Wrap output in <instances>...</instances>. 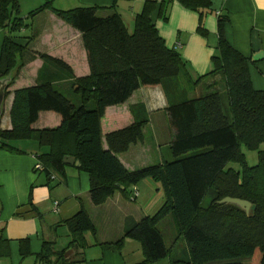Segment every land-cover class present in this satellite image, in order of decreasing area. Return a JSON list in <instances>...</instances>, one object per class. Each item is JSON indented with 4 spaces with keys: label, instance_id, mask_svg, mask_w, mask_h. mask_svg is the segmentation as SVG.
I'll return each mask as SVG.
<instances>
[{
    "label": "trees",
    "instance_id": "obj_1",
    "mask_svg": "<svg viewBox=\"0 0 264 264\" xmlns=\"http://www.w3.org/2000/svg\"><path fill=\"white\" fill-rule=\"evenodd\" d=\"M177 1L201 15L209 12L214 2ZM154 7V2H145L132 30L118 12L101 14L99 10L104 7L99 6L64 10L45 0L30 11L28 17L49 10L82 34L90 72L74 77L61 59L39 54L41 72L50 78L14 91L11 129H0V147L18 139H32L41 147H49L40 155L47 173H63L67 166L63 157L74 156L80 162L79 169L89 174V197L95 206L105 203L116 191L129 198L138 190L127 189L144 179L158 182L163 192L161 206L153 214L130 222L115 242L121 247L125 239L138 241L143 260L137 264L165 257L171 264H264V91L252 87L249 59L228 42L225 15L217 17L218 53L212 57L213 69L193 78L178 51L168 47L158 33L151 18ZM25 26L19 0H0V27L6 30L0 78L10 75L8 87L32 56L27 47L13 41L12 34ZM208 76H219V83L195 93ZM68 77L76 101L53 85L55 80ZM145 86H161L165 94L172 129L168 146L171 157L129 170L118 155L143 141L149 122L144 104L130 106L131 120L126 124L104 132L102 121L107 107L125 103ZM43 111L59 114L60 124L33 129ZM244 149L256 152L254 165L247 163ZM230 164H237L239 169ZM225 197L255 204L254 214L220 203ZM167 216L172 217L177 232L173 245L178 238L185 242L183 255H172L173 245L166 246L158 228ZM64 224L75 254L86 247L85 234L96 231L83 207ZM49 250L50 246L40 257L48 259ZM66 250L53 252L56 264L72 261V257H64Z\"/></svg>",
    "mask_w": 264,
    "mask_h": 264
},
{
    "label": "crops",
    "instance_id": "obj_2",
    "mask_svg": "<svg viewBox=\"0 0 264 264\" xmlns=\"http://www.w3.org/2000/svg\"><path fill=\"white\" fill-rule=\"evenodd\" d=\"M51 1L56 8L64 10L79 6H99L104 7L99 10L101 14L116 11L129 30L133 29L135 17L143 9L145 2H154L151 18L158 33L168 47L178 51L193 78L203 76L213 69L212 57L218 53L217 17L225 15L228 42L249 59L252 87L264 91V0H214L211 10L202 15L185 8L177 0ZM21 4L22 2L20 15L25 17L27 13H23ZM25 23V27L12 34L15 36L13 41L27 47L32 56L19 70L13 84L6 89L8 94L2 105L1 130L11 129L10 109L14 91L50 78L48 73L41 72L43 60L39 54L61 59L70 66L74 77H84L90 72L79 31L49 10L28 17ZM5 34L6 30L0 27V54ZM55 70L52 67L51 72L55 73ZM70 79L55 80L53 85L74 99L70 91ZM219 81V76L205 77L195 90L203 92L209 84ZM137 103L144 104L149 122L144 128L143 141L118 155L129 170L145 166L152 160L160 162L169 157L162 155L160 144L165 143L168 148L172 138L166 114L167 100L161 86L141 87L125 103L107 107L102 121L103 131L128 123L131 120L130 106ZM60 120L59 114L43 111L39 113L32 128H56ZM148 129H154L152 135ZM154 134L160 158L149 155L153 144H156L152 139ZM147 135H150L149 144ZM48 151L49 147H41L32 139L17 143L9 140L6 146L0 147V264H56L53 252L71 249V236L64 220L72 217L82 207L92 218L96 231L95 234H85L87 245L77 254L71 249L73 253L69 257H72V261L67 264L141 262L143 253L138 241L125 239L121 247H117L115 242L130 222L153 214L161 206L163 192L160 184L153 179H144L135 187L127 189L130 192L133 188L138 190L135 199L116 191L105 203L95 206L89 197L90 177L87 172L70 165L65 167L63 173H47L43 166L40 170L36 169L37 163L42 165L40 155ZM93 212L105 216L94 219ZM173 229L176 231L174 224ZM58 232L65 236V241L60 246H57ZM177 241L183 240L178 238ZM49 246L48 259L40 257ZM174 248L179 249L178 254H185V242L180 245L176 242ZM150 264L171 263L165 257Z\"/></svg>",
    "mask_w": 264,
    "mask_h": 264
},
{
    "label": "rangeland",
    "instance_id": "obj_3",
    "mask_svg": "<svg viewBox=\"0 0 264 264\" xmlns=\"http://www.w3.org/2000/svg\"><path fill=\"white\" fill-rule=\"evenodd\" d=\"M20 3L22 2V4H21V8H22V10H23V13H29L30 11H32V10H34L35 8H37L38 6H40V5H42L44 2H45V0H20L19 1ZM27 14H26V16L25 17H23L24 18V21L26 22L27 21V18H28V16H27ZM195 91V93H196V91L197 90H194ZM73 100L74 101H76L77 100V97L76 96H74L73 95ZM148 131H149V134L150 135H152L153 134V132H154V129H148ZM150 135H147V137H146V139H148V144H149V142H150V138H148ZM155 137H156V135L154 134V136H153V140L155 139ZM21 140H24V139H18V140H13L14 142H16L17 143V141H21ZM155 141V140H154ZM156 142V141H155ZM151 144V143H150ZM153 144V143H152ZM11 145H13V143L11 144ZM161 145V147H162V155H164V156H170L171 154H168V152L167 151H169V149L168 148H166L167 146H166V144L165 143H162V144H160ZM18 146H23V145H18ZM170 153V152H169ZM244 153H245V155H246V160H247V163L249 164V165H254L256 162H257V154H256V152H254V151H251V150H247V149H244ZM130 155H131V153H130ZM149 155H151L152 156V158H154V157H156L157 158V156L160 158L161 157V153H160V151H159V147H158V145H157V142H156V144L154 143L153 144V147H152V151L149 153ZM171 157V156H170ZM168 158V157H167ZM151 163H149V164H152V163H158L159 161H154V160H152V161H150ZM230 166H232V167H234V168H238L239 169V166L237 165V164H230ZM207 201V200H206ZM205 201V202H206ZM134 204V203H133ZM103 213V212H102ZM104 216H105V214H101V216H100V214H98L97 215V213H95V212H93V215H92V217L94 218V219H96L97 217L98 218H104ZM173 224H174V222H173V220H172V217L171 216H168L164 221H162V223L158 226V228L161 230V232H162V234L164 235V242H165V244H166V246L167 247H169V246H171L173 243H174V241H175V238H176V231H174V229H173ZM98 227V226H97ZM65 241V236H64V233H62V232H58V243H57V246H60V244L61 243H63ZM177 243H178V245H180L181 243H183L184 244V242L183 241H176ZM178 251H179V249L177 248V249H173L172 250V255L173 256H178Z\"/></svg>",
    "mask_w": 264,
    "mask_h": 264
},
{
    "label": "water",
    "instance_id": "obj_4",
    "mask_svg": "<svg viewBox=\"0 0 264 264\" xmlns=\"http://www.w3.org/2000/svg\"><path fill=\"white\" fill-rule=\"evenodd\" d=\"M10 81H11L10 75L0 78V119L2 116V105L5 99L6 89ZM63 163L65 165H70V166H74L77 168L80 167L79 160H77L74 156H64ZM219 202L235 205L243 209L246 213H251V214H254L255 209H256L255 204H252L251 202L247 200H243V199L235 198V197H225L221 199ZM72 253H73V250L70 249L64 253V257L68 258Z\"/></svg>",
    "mask_w": 264,
    "mask_h": 264
},
{
    "label": "built area",
    "instance_id": "obj_5",
    "mask_svg": "<svg viewBox=\"0 0 264 264\" xmlns=\"http://www.w3.org/2000/svg\"><path fill=\"white\" fill-rule=\"evenodd\" d=\"M42 168V165L40 163L36 164V169L40 170ZM138 192L136 190L133 191V194L130 196V199H134L135 197H137Z\"/></svg>",
    "mask_w": 264,
    "mask_h": 264
}]
</instances>
